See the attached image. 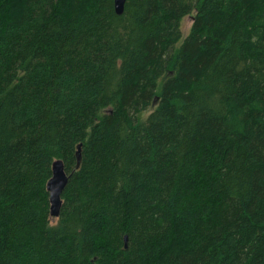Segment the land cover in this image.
Wrapping results in <instances>:
<instances>
[{
    "label": "trees",
    "instance_id": "16d2710c",
    "mask_svg": "<svg viewBox=\"0 0 264 264\" xmlns=\"http://www.w3.org/2000/svg\"><path fill=\"white\" fill-rule=\"evenodd\" d=\"M113 1L0 0V264H264V0Z\"/></svg>",
    "mask_w": 264,
    "mask_h": 264
},
{
    "label": "water",
    "instance_id": "95a60500",
    "mask_svg": "<svg viewBox=\"0 0 264 264\" xmlns=\"http://www.w3.org/2000/svg\"><path fill=\"white\" fill-rule=\"evenodd\" d=\"M125 0H114V11L117 15H121L124 11ZM80 146L78 144L76 150V167L80 162ZM70 174H67L64 169V164L61 159H56L51 165V176L46 182V190L48 192L49 199V215L51 218H57L60 213L62 204L61 194L67 184ZM126 239V236L124 237Z\"/></svg>",
    "mask_w": 264,
    "mask_h": 264
},
{
    "label": "rangeland",
    "instance_id": "374dc122",
    "mask_svg": "<svg viewBox=\"0 0 264 264\" xmlns=\"http://www.w3.org/2000/svg\"><path fill=\"white\" fill-rule=\"evenodd\" d=\"M190 24H191V19H190L189 16H186V17H184V18L182 19V21H181V31H182V35H183V37L188 33V30H189ZM147 113H148V112L145 111L143 117H145ZM56 220H57L56 218H52V219H51V223H55Z\"/></svg>",
    "mask_w": 264,
    "mask_h": 264
}]
</instances>
